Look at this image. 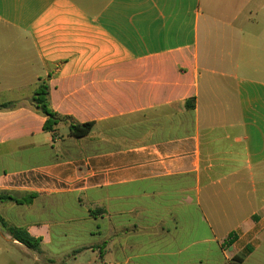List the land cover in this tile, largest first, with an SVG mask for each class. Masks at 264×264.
I'll return each mask as SVG.
<instances>
[{"label": "crops", "instance_id": "1", "mask_svg": "<svg viewBox=\"0 0 264 264\" xmlns=\"http://www.w3.org/2000/svg\"><path fill=\"white\" fill-rule=\"evenodd\" d=\"M2 105L0 264H264V0H0Z\"/></svg>", "mask_w": 264, "mask_h": 264}, {"label": "trees", "instance_id": "2", "mask_svg": "<svg viewBox=\"0 0 264 264\" xmlns=\"http://www.w3.org/2000/svg\"><path fill=\"white\" fill-rule=\"evenodd\" d=\"M50 88L46 84H42L37 90L36 94L32 99V104L37 111L43 114L46 117V122L44 125V130L46 132H55L56 127L61 122L71 121L70 118L61 117L57 113H55L50 106ZM189 109L194 110L195 108V100H191L187 103ZM6 106L2 105L0 108H5ZM94 123H86V124H71V136L77 139L87 137L93 130ZM33 196L24 197V198H16L11 195L0 193V202H13L18 205H28L31 204ZM0 225L6 229L11 237L18 241L19 243L34 248L39 245V241L32 238L25 228L9 226L4 222V220L0 217ZM236 241L235 236H231L228 240V244H232ZM243 261V257H239L235 260V264H239Z\"/></svg>", "mask_w": 264, "mask_h": 264}, {"label": "rangeland", "instance_id": "3", "mask_svg": "<svg viewBox=\"0 0 264 264\" xmlns=\"http://www.w3.org/2000/svg\"><path fill=\"white\" fill-rule=\"evenodd\" d=\"M141 120V117L137 118V122ZM126 125V124H125ZM119 127V125H118ZM123 127V126H122ZM127 127V126H124ZM120 128L121 130L118 131V133L122 132L125 133L126 129ZM128 132H135V133H140L141 132V128L140 126L131 128ZM103 136V135H102ZM40 209V206L38 207ZM57 213H55V215L53 214V211H51L49 214H39L38 218H36V216H32L31 219L32 220H39V221H47L50 220L51 224H52V230H53V243L51 245L52 250H60V246L63 245V237H62V229L60 228V224H62L61 222V218H57L56 215L60 214V208L59 210L57 209ZM6 230V229H5Z\"/></svg>", "mask_w": 264, "mask_h": 264}]
</instances>
